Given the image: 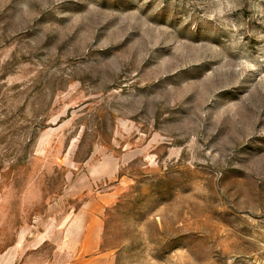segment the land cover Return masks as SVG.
I'll return each instance as SVG.
<instances>
[{"label":"rangeland","instance_id":"374dc122","mask_svg":"<svg viewBox=\"0 0 264 264\" xmlns=\"http://www.w3.org/2000/svg\"><path fill=\"white\" fill-rule=\"evenodd\" d=\"M95 255L264 264V0H0V264Z\"/></svg>","mask_w":264,"mask_h":264},{"label":"crops","instance_id":"0c3cea01","mask_svg":"<svg viewBox=\"0 0 264 264\" xmlns=\"http://www.w3.org/2000/svg\"><path fill=\"white\" fill-rule=\"evenodd\" d=\"M91 232H92L91 237L89 238V240L85 242L84 251L86 253L93 251L94 248H96L97 246V242L95 241L96 240L95 234L97 233L96 229H92ZM70 253L71 252H69V254ZM70 256H71L70 257V260H71V258L73 259L75 255L74 256L70 255ZM105 259H106L105 255H97V256L95 255V256L88 257V258H84L82 260L77 259L75 260V262H73V264H105L104 263Z\"/></svg>","mask_w":264,"mask_h":264}]
</instances>
